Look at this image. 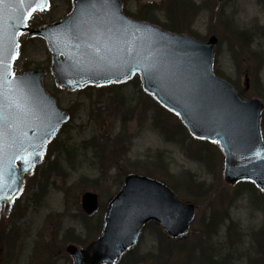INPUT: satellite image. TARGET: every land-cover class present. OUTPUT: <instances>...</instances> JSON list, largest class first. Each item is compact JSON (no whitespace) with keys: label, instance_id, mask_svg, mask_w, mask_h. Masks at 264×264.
Segmentation results:
<instances>
[{"label":"water","instance_id":"obj_1","mask_svg":"<svg viewBox=\"0 0 264 264\" xmlns=\"http://www.w3.org/2000/svg\"><path fill=\"white\" fill-rule=\"evenodd\" d=\"M29 3L32 0L0 3L4 59L0 65V215L8 213L24 185V175L32 172L47 141L68 118L44 88L45 70L12 76L19 53L18 36L26 31L29 37L47 40L61 87L122 82L139 71L144 90L178 114L193 136L219 144L225 155L226 183L250 180L264 191V101L242 98L230 82L214 74L216 35L203 41L188 33L134 21L123 15L122 0H74L73 11L63 20L35 29L27 22L41 10L35 9L40 0H34L32 7ZM46 3L48 8L50 3ZM37 103L48 116L53 114L47 127L40 123L46 115L42 111L37 115ZM33 107L34 112L27 113ZM26 118H32L33 127H27ZM19 159L22 162L17 166ZM82 205L88 214H94L98 195L84 193ZM195 213V204L181 200L165 183L129 173L109 203L101 236L84 248L70 244L66 251L75 264H116L137 243L148 221L159 222L170 236L179 237L190 232Z\"/></svg>","mask_w":264,"mask_h":264},{"label":"rangeland","instance_id":"obj_2","mask_svg":"<svg viewBox=\"0 0 264 264\" xmlns=\"http://www.w3.org/2000/svg\"><path fill=\"white\" fill-rule=\"evenodd\" d=\"M71 0H52L48 11L37 13L32 22L34 27L39 23H51L63 18L68 12ZM162 0H123L126 12L139 18L137 12L148 2L159 3ZM201 4L203 0H194ZM217 3L212 0V5ZM209 13V11H207ZM200 14L185 32L206 39L211 33L220 38L217 72L237 84L244 96L261 95L264 98V66L259 73L255 71L256 61L251 60L245 52L235 56L233 37L226 34L218 23L211 24L208 13ZM226 13L231 16L235 25L252 31L251 50L260 52L264 60V4L260 0H232L227 4ZM159 22L164 23L162 13H158ZM143 19V18H140ZM156 23V22H155ZM39 24V26H40ZM263 32V33H262ZM22 54L15 65L16 72L44 67L48 70L45 76V87L56 98L60 106L70 112V122L65 123L56 140L50 146L46 159L39 162L28 177L23 195L12 206L5 218H0V264H73L72 259L63 252L69 238L76 235L80 242L97 237L102 230L88 238L94 223L104 216L105 210L87 219L81 208L80 196L86 190H93L100 196L103 206L107 204L121 188L122 175L135 164L155 162L156 152L163 153L162 164L166 167L168 177L160 174L154 176L166 181L185 199L197 204V216L193 224L192 235L200 233L202 219L212 213L214 202L222 193L227 194V201L235 194L236 187H229L223 182V155L214 147V163L207 169L204 164L195 161L181 145L165 141L156 131L153 123V110L156 102L148 95L134 78L121 85H109L101 88L92 86L83 90L67 91L58 88L51 70V54L41 38L27 39L21 37ZM237 57V60H236ZM250 74L251 87L244 89V80L239 76ZM135 77V76H134ZM262 87L257 86L258 82ZM147 104V105H146ZM148 109V110H147ZM154 117V116H153ZM174 122L177 118L171 116ZM264 135V113L262 116ZM123 133L127 143H131L128 155L114 158L108 162L106 157H94L90 147L96 144L99 148L110 149V141L115 135ZM187 139V138H186ZM126 143V144H127ZM185 146L195 150L198 145L187 139ZM73 148V157L69 161L63 153V147ZM152 156V158H150ZM59 161L61 169L47 173L49 162ZM140 171V170H138ZM195 174L198 180H204L211 190L210 194L195 201L185 192L179 183L185 178L184 173ZM93 180H98L96 183ZM95 184V186H93ZM41 187H48L41 202L33 199V194H40ZM255 191H258L257 189ZM258 200V193L239 194L229 208L231 218L236 222L239 231L245 235L240 252L250 246L248 235L258 229L264 221V210ZM102 224V223H101ZM86 225V228H85ZM226 227V225H224ZM5 229L9 233L14 229L16 234L11 239H1ZM2 232V233H1ZM155 230L148 227L137 245L134 254L152 251L156 244ZM225 228L219 229L213 246L217 250L225 245ZM81 244V243H79ZM219 250V249H218ZM236 264H247L246 258L236 260ZM122 264H126V261ZM155 264V263H146Z\"/></svg>","mask_w":264,"mask_h":264},{"label":"trees","instance_id":"obj_3","mask_svg":"<svg viewBox=\"0 0 264 264\" xmlns=\"http://www.w3.org/2000/svg\"><path fill=\"white\" fill-rule=\"evenodd\" d=\"M216 1L217 3L213 5L212 0H203L201 4H197L194 0L148 2L143 4V7L138 10L137 16L157 23L160 18L158 13H162L165 22L159 24L171 30L184 31V29L187 30L194 23L200 14L209 11V13L207 12L209 22L211 24L219 22V26L224 32L230 35L232 21L226 13V7L231 0ZM171 116V114L159 106L156 110L153 109L152 119L157 132L165 141L181 145L182 150L185 151L186 149L190 157L204 164L209 169L211 164L214 163V159L216 160L213 151L214 147L206 142L198 143L192 139L185 127L179 121L174 122ZM186 138L194 141L198 147L193 150L191 147L185 146L183 143L187 141ZM110 144V149H106V146L99 148L96 144H91L90 148L94 152V157L98 158L99 153H101V157H106L108 152L110 154L108 162L114 158L126 157L129 147L125 145L122 133L115 135L111 139ZM153 159H155V162L132 167L134 170H143L147 174H160L168 177L167 169L162 164L163 153L156 152ZM184 174L185 178L179 181V183L183 186L185 192L192 196L190 198L197 201L199 198L210 194L211 190L206 186V183L198 180L195 174L191 172ZM97 181L93 180L94 183ZM174 187L176 188V185ZM246 191L251 195L257 193L255 187L250 182L238 185L233 198L229 201H227V194L222 193L219 199L212 204L214 206L212 213L202 219L200 233L195 235L171 239L158 225L153 224L156 235L154 249L143 254H134L135 250H132L125 255L121 264L125 261L126 264H236V260L244 257L247 264H264V221L257 230H252L248 235L250 237V246L247 250L240 252V247L244 244L245 235L239 231V227L236 226V222L229 214V208L237 199V196ZM257 201L260 202L259 205L264 210V194H258ZM101 221L100 216L98 223H95L93 226L92 233H95L99 228L97 226ZM224 225H226L225 245H221L218 248L219 250H216L213 246L215 242L214 238L218 236L219 229H222ZM2 232L5 233V229ZM4 237L6 238L7 235L2 234L1 239Z\"/></svg>","mask_w":264,"mask_h":264},{"label":"flooded vegetation","instance_id":"obj_4","mask_svg":"<svg viewBox=\"0 0 264 264\" xmlns=\"http://www.w3.org/2000/svg\"><path fill=\"white\" fill-rule=\"evenodd\" d=\"M261 2H263L264 4V0H262ZM236 26L237 25H235L234 23V30L232 34V37H233L232 51H233V48H235V51H234L235 56L241 55L242 52H245L248 55H250L249 58L251 60L256 61L255 71L259 73L264 66V60L260 52L251 50L252 46L250 45V42H251V37H252V31L249 29L236 28ZM247 42H249L248 47L245 46ZM236 60H237V57H236ZM239 78L241 80L243 79L244 82H246V79L249 78V81H250V74L246 72L245 74L240 75Z\"/></svg>","mask_w":264,"mask_h":264},{"label":"snow or ice","instance_id":"obj_5","mask_svg":"<svg viewBox=\"0 0 264 264\" xmlns=\"http://www.w3.org/2000/svg\"><path fill=\"white\" fill-rule=\"evenodd\" d=\"M4 0H0V3H3ZM24 0H21V3H23ZM32 3H34V0H32ZM32 3H29L28 4V7H32ZM47 3H46V0H40V3L38 4H35V9H43L45 7H47ZM34 9V10H35ZM24 19H26V17H24L22 20H21V23L24 22ZM2 51H0V65H3L4 64V59L2 58Z\"/></svg>","mask_w":264,"mask_h":264}]
</instances>
